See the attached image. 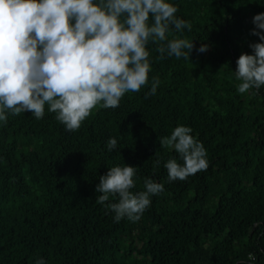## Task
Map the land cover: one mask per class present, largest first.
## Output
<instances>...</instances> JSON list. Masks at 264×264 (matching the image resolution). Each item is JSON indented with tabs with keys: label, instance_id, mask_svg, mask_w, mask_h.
I'll return each instance as SVG.
<instances>
[{
	"label": "trees",
	"instance_id": "trees-1",
	"mask_svg": "<svg viewBox=\"0 0 264 264\" xmlns=\"http://www.w3.org/2000/svg\"><path fill=\"white\" fill-rule=\"evenodd\" d=\"M0 264H264V0H0Z\"/></svg>",
	"mask_w": 264,
	"mask_h": 264
}]
</instances>
